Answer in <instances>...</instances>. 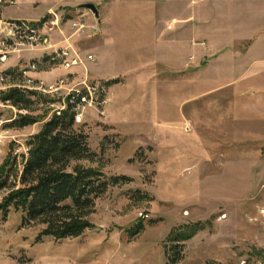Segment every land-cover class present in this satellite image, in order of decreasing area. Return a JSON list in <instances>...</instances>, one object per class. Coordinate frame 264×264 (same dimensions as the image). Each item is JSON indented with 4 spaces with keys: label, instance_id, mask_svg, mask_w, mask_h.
<instances>
[{
    "label": "rangeland",
    "instance_id": "374dc122",
    "mask_svg": "<svg viewBox=\"0 0 264 264\" xmlns=\"http://www.w3.org/2000/svg\"><path fill=\"white\" fill-rule=\"evenodd\" d=\"M112 1L0 4V54L7 52L0 72L11 74L0 79V171L17 158L11 179L19 185L31 139L64 106L69 90L100 83L105 102L88 106L83 123L74 127L88 136L90 152L72 164L99 170L106 179L121 178L89 209L92 227L61 240L42 236L46 225L25 223L21 210L1 209L10 190L1 191L0 264L264 262V114H243L241 122L223 116L221 92L214 90L223 37L217 30L203 37L200 15L170 24L164 0H127L124 10L112 13L111 38L98 47V58L94 45L103 37ZM196 1L199 7L202 0ZM86 3L95 4L100 15ZM17 20L41 27L48 42L18 45L4 39ZM245 45L235 48L244 53ZM49 46H71L83 60L58 94L33 89L19 72L45 61ZM40 66L29 76L47 85L68 74L47 61ZM12 89L25 91L26 103L4 101ZM25 116L36 122L13 125ZM234 159L241 161V178L232 164L221 170ZM175 234L185 240L180 261L170 263Z\"/></svg>",
    "mask_w": 264,
    "mask_h": 264
},
{
    "label": "trees",
    "instance_id": "16d2710c",
    "mask_svg": "<svg viewBox=\"0 0 264 264\" xmlns=\"http://www.w3.org/2000/svg\"><path fill=\"white\" fill-rule=\"evenodd\" d=\"M15 106L26 103L25 92L12 89L3 96ZM36 122L35 118L22 117L14 124L25 127ZM12 126V124H11ZM71 108L55 114L42 130L30 141L31 151L19 177L20 184L12 180L17 158L0 171V192L10 190L1 209L8 212L13 206L24 214V222H41L46 225L42 236L56 239L77 238L92 227L86 219L95 200L104 195L120 177L106 179L103 173L85 166L73 165L83 159L90 150L88 136L75 128ZM185 237L175 234L170 263L180 261L181 241Z\"/></svg>",
    "mask_w": 264,
    "mask_h": 264
},
{
    "label": "crops",
    "instance_id": "0c3cea01",
    "mask_svg": "<svg viewBox=\"0 0 264 264\" xmlns=\"http://www.w3.org/2000/svg\"><path fill=\"white\" fill-rule=\"evenodd\" d=\"M126 1L111 2L103 37L94 45L98 58L101 57L98 47L111 38L108 28L112 13L122 8ZM164 1L169 3L165 13L170 24L176 25L183 18L196 19L194 16L199 18L200 15L203 37L214 35L215 30L223 37L218 48L221 51L217 64L219 86L214 89L221 92L218 100L223 116L238 118L241 122L243 114H264V0H202L199 7L195 6L198 3L196 0ZM245 43L247 47L244 53L235 48L240 45L245 47ZM45 77L48 79V74ZM203 78L211 79L208 75H203ZM212 91L207 90V97ZM231 164L235 171H239L241 178L240 160L228 162L221 170L229 169Z\"/></svg>",
    "mask_w": 264,
    "mask_h": 264
},
{
    "label": "built area",
    "instance_id": "2783aa9c",
    "mask_svg": "<svg viewBox=\"0 0 264 264\" xmlns=\"http://www.w3.org/2000/svg\"><path fill=\"white\" fill-rule=\"evenodd\" d=\"M5 1L6 0H0V4ZM53 24H55V22L51 21V26ZM51 26L44 23V27L50 28ZM7 30L8 33L5 34L4 39L10 40L12 42H17L18 45H27L31 43L46 44L48 42V38L42 32L41 27H37L25 21L17 20L9 23ZM4 44V41L0 40V45L3 46ZM49 47L50 50L45 61H47V63L50 64L51 67H61L62 69L66 70V72L68 71V74H66V76L60 77V79H57L56 82L51 83L50 85H47V82L41 79L37 80L36 78L29 76L30 72L37 71L41 67L40 65H43V63L45 62L43 60L40 62H31L29 66L22 68L21 70H19V72L22 73L25 78H27L26 80L28 84L31 85L33 89H41L42 91L47 90L48 93L58 94L67 84V82L70 81V70L82 65L83 60L71 46ZM6 54L7 52H4V50L1 49L0 59H6ZM10 77L11 74L0 72V79L2 81ZM85 87L81 89L69 90L65 98L64 106L57 112L60 113L71 108V111H73L74 113L75 124L83 123L85 119L84 110L88 106L99 107L102 106V104L106 100L103 93L105 92V88L100 83H95L92 85L86 84ZM98 94L100 95L99 98L97 97ZM260 212L262 215H264V209H261ZM260 264H264V262Z\"/></svg>",
    "mask_w": 264,
    "mask_h": 264
},
{
    "label": "water",
    "instance_id": "95a60500",
    "mask_svg": "<svg viewBox=\"0 0 264 264\" xmlns=\"http://www.w3.org/2000/svg\"><path fill=\"white\" fill-rule=\"evenodd\" d=\"M83 6L87 9L91 10L95 14V16H99V10L95 4L86 3V4H83Z\"/></svg>",
    "mask_w": 264,
    "mask_h": 264
}]
</instances>
